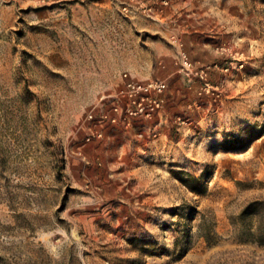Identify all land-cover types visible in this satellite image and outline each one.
I'll return each instance as SVG.
<instances>
[{
  "label": "rangeland",
  "instance_id": "1",
  "mask_svg": "<svg viewBox=\"0 0 264 264\" xmlns=\"http://www.w3.org/2000/svg\"><path fill=\"white\" fill-rule=\"evenodd\" d=\"M0 264H264V0H0Z\"/></svg>",
  "mask_w": 264,
  "mask_h": 264
},
{
  "label": "built area",
  "instance_id": "2",
  "mask_svg": "<svg viewBox=\"0 0 264 264\" xmlns=\"http://www.w3.org/2000/svg\"><path fill=\"white\" fill-rule=\"evenodd\" d=\"M184 66H190L187 56L182 54ZM125 83L121 93L128 100V104L124 107L119 105L113 106L114 115L108 118L115 121L118 113L126 116H134L138 114H150L160 104V99L157 95L163 93L166 89V84L162 81L138 82L130 79L127 74L124 75Z\"/></svg>",
  "mask_w": 264,
  "mask_h": 264
},
{
  "label": "trees",
  "instance_id": "3",
  "mask_svg": "<svg viewBox=\"0 0 264 264\" xmlns=\"http://www.w3.org/2000/svg\"><path fill=\"white\" fill-rule=\"evenodd\" d=\"M253 212L250 205H247L244 210L242 211L241 215L245 216Z\"/></svg>",
  "mask_w": 264,
  "mask_h": 264
},
{
  "label": "crops",
  "instance_id": "4",
  "mask_svg": "<svg viewBox=\"0 0 264 264\" xmlns=\"http://www.w3.org/2000/svg\"><path fill=\"white\" fill-rule=\"evenodd\" d=\"M104 86V85H103ZM103 87H101L100 89H102ZM104 89H106V87H104Z\"/></svg>",
  "mask_w": 264,
  "mask_h": 264
}]
</instances>
